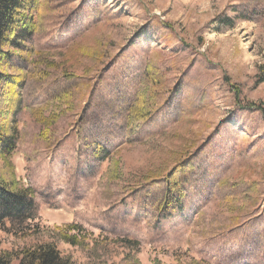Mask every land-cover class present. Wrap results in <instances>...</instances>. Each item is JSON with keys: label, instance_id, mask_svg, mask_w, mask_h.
Listing matches in <instances>:
<instances>
[{"label": "rangeland", "instance_id": "1", "mask_svg": "<svg viewBox=\"0 0 264 264\" xmlns=\"http://www.w3.org/2000/svg\"><path fill=\"white\" fill-rule=\"evenodd\" d=\"M34 13L10 57L25 86L0 179L31 187L37 216L6 223L0 251L53 240L77 264H264V0ZM172 170L181 200L165 199Z\"/></svg>", "mask_w": 264, "mask_h": 264}, {"label": "trees", "instance_id": "2", "mask_svg": "<svg viewBox=\"0 0 264 264\" xmlns=\"http://www.w3.org/2000/svg\"><path fill=\"white\" fill-rule=\"evenodd\" d=\"M37 1L0 0V161L8 164L18 140L17 114L21 105L20 93L25 86V79L20 71L10 66V57L13 52L26 50L27 44L37 29V16L34 13ZM259 69L257 83H262L264 82V65H261ZM63 98L65 96L59 97V99ZM99 151L103 152V158L109 156L105 150L99 149ZM166 175L164 177L165 199L176 194L177 200H181L183 196L181 183L177 182L178 179H174L175 170ZM36 216L34 190L20 185L15 177L9 181L0 179V229H4L6 223L12 230L28 226L29 221L34 220ZM68 227L74 228L73 225ZM63 240L75 245L74 237L65 235ZM131 244L138 246L135 241ZM0 264L77 263L70 255L62 254L51 240L19 250H2Z\"/></svg>", "mask_w": 264, "mask_h": 264}]
</instances>
